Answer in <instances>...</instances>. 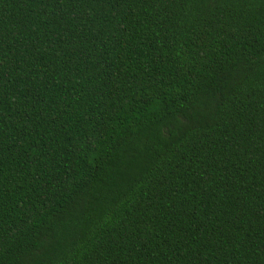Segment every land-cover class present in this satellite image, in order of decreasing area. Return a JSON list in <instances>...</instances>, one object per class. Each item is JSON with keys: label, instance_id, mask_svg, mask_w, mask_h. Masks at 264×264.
<instances>
[{"label": "trees", "instance_id": "trees-1", "mask_svg": "<svg viewBox=\"0 0 264 264\" xmlns=\"http://www.w3.org/2000/svg\"><path fill=\"white\" fill-rule=\"evenodd\" d=\"M0 264H264V0H0Z\"/></svg>", "mask_w": 264, "mask_h": 264}]
</instances>
